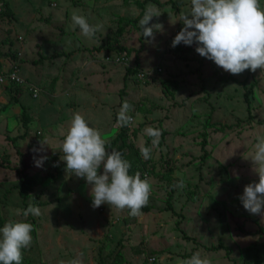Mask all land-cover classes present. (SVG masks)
Here are the masks:
<instances>
[{"label": "rangeland", "instance_id": "374dc122", "mask_svg": "<svg viewBox=\"0 0 264 264\" xmlns=\"http://www.w3.org/2000/svg\"><path fill=\"white\" fill-rule=\"evenodd\" d=\"M5 1L14 12L11 17L2 14ZM144 1L0 0L2 58L51 93L43 89L33 98L11 84L0 103V228L9 221L34 225L24 264H68L77 258L82 264H183L197 251L211 264H264V222L238 199L246 185L259 182L251 158L258 137H264V76L259 69L227 73L201 57L195 44L171 46L183 28L180 13L191 11V0ZM142 4L145 10L153 5L160 15L148 25H163V31H154L155 39L143 37L139 21L132 23L142 15ZM259 4L264 10V0ZM73 14L103 27L86 38L73 28ZM78 55L89 61L85 72L72 64ZM121 57L126 60H116ZM35 62L39 68H32ZM137 63V73L153 76L141 81L130 73ZM64 71L74 75H59ZM56 76L59 81L52 85ZM18 88L19 103L12 92ZM125 100L135 121L128 127L125 157L134 164L138 151L142 162L131 166L129 174L139 171L150 180L149 211L132 217L127 208L103 204L94 209L91 186L62 169L59 179L46 180L29 195L28 205L39 207L40 215L24 217L28 206L20 196V173L45 175L49 161L64 167L62 142L76 112L106 143L115 139ZM20 105L32 118L27 127ZM148 126L167 134L145 160L140 148L151 147V137L143 133ZM25 130L29 136L17 139ZM43 155L47 160L36 167L34 156ZM180 179L185 187H174ZM170 204L174 212L167 210Z\"/></svg>", "mask_w": 264, "mask_h": 264}, {"label": "clouds", "instance_id": "9594fccd", "mask_svg": "<svg viewBox=\"0 0 264 264\" xmlns=\"http://www.w3.org/2000/svg\"><path fill=\"white\" fill-rule=\"evenodd\" d=\"M159 17L153 5H148L139 25L143 37H154V31H163L160 23L148 27L153 17ZM73 28H79L86 38H93L101 30L102 25H92L82 15L73 14ZM183 28L175 36L171 46L180 44L196 45L195 51L225 72L239 75L245 70L255 73L261 70L264 76V10L259 0H191V11L180 13ZM131 104L125 100L117 115V123L122 127H134L135 121L129 114ZM143 133L151 137V147H141L140 155L148 160L154 147L158 146L162 130L148 126ZM42 146L45 143H42ZM256 152L251 158L253 171L258 174L259 182H252L244 187L243 194L238 197L244 209L251 215L260 216L264 222V137H258ZM39 152V149H33ZM63 155L61 161L66 163V172L83 178L91 186V206L96 209L108 204L119 209L127 208L129 215L138 217L142 209L149 203L151 192L150 180L141 178L137 171L130 175L131 164L123 158V154L111 149L107 151L106 142L99 130L89 126L85 118L74 113L67 135L62 142ZM47 160L43 155L39 159L34 156L36 167H42ZM103 169L100 174V169ZM177 176L180 174L177 173ZM174 187H185L180 179ZM39 216V207L29 204L23 216ZM34 225L22 221H9L0 228V264H22L23 250L31 247ZM61 264H64L61 261ZM68 264H82L77 258ZM183 264H211L208 258H202L195 252Z\"/></svg>", "mask_w": 264, "mask_h": 264}, {"label": "trees", "instance_id": "16d2710c", "mask_svg": "<svg viewBox=\"0 0 264 264\" xmlns=\"http://www.w3.org/2000/svg\"><path fill=\"white\" fill-rule=\"evenodd\" d=\"M150 1H153V2L158 3V4H162V5L163 4H169L168 2L167 3H161L158 0H145L144 2L147 3V2H150ZM144 5L145 4L141 5V9H142L143 13L145 12ZM3 7H4V10H2V12H3L2 14L3 15H5V16L7 15L9 17L14 15V12L11 9V6H10L8 1L4 2ZM143 13H142V15H144ZM142 15L138 19L132 20L133 25L137 24V22L140 20ZM121 50H122V52H125V54L127 53V55L132 53L130 50H127L125 48H121ZM0 56H1V53H0ZM136 65H137V67L135 69L131 70L130 73H137V70L139 69V63H137ZM1 67L2 66H1V63H0V69H2ZM56 80L57 79H55L53 81L52 85L55 83ZM164 85L167 86V81L164 82ZM166 86L164 87V90H165ZM6 88H9V87L7 86ZM12 92H13V95H14V100L17 102L18 94H20L21 89L18 88V89H15V91H12ZM247 102H248V105H249L248 106V113L251 116L250 102H249V100H247ZM22 116H23L22 117V122H23L24 126L27 127L28 125L31 124L32 118H30L29 114L26 112V108H24V107H23ZM128 132H129L128 127H121L120 132L117 135V137L115 139H113V140H108L107 141V143H106L107 151L110 152L111 149H116V150L120 151L123 154V158L126 159V157H125L126 151H127V149H130V146L128 145V142H127L128 138H129ZM29 134H30V132H29V130H27L23 135L17 137V139H21V138L22 139H24V138L26 139L29 136ZM166 134H167L166 131H162V136H161L162 141L166 137ZM151 139L152 138H150V140ZM38 140L40 141L41 139L38 138ZM14 141H16V140H14ZM160 144H162V142ZM204 144H205V141H204ZM204 147L205 146H203V148ZM134 153H135L134 154V158L135 157L136 158H135V161L133 162L134 164H132L130 162L131 166H134V165L136 166L138 163L142 162V160H140L138 158V156H137L138 155V151L136 150V152H134ZM8 157H9V155L5 156V158H8ZM207 157H208V153L205 152L204 156L202 157V161H205ZM62 164L64 166L63 168H62V166L59 167V165H61L60 161H58V162H55V161L54 162H52V161L47 162V166H48L49 170L46 172L45 175H41L40 173H39L40 175L39 174L28 175L26 172L20 173V182H21L20 196L23 199V203L26 204V206H28L29 195H31V193L35 190V188L37 186L43 184L44 182H46V180L51 179L53 181H56L57 179H59L61 177L60 174H61L62 169H64V171H65V168H66V166H65L66 163L64 164V162H62ZM53 169H55L54 172H53ZM99 171L101 173L103 171V169L101 168ZM142 210L143 211H149V208H148V206H145ZM167 210L171 211V212H174V209H173L171 204L169 205ZM0 224H1V220H0ZM186 239L189 240L188 237H186ZM152 257H154V256H152ZM117 260L119 261V263L123 262L122 256H121L120 253L117 256ZM22 264H24V259L22 261Z\"/></svg>", "mask_w": 264, "mask_h": 264}, {"label": "built area", "instance_id": "2783aa9c", "mask_svg": "<svg viewBox=\"0 0 264 264\" xmlns=\"http://www.w3.org/2000/svg\"><path fill=\"white\" fill-rule=\"evenodd\" d=\"M109 61H111V57H107ZM117 61H125L124 57L116 59ZM20 71L18 70L17 65H13L11 68L0 69V87H7L8 85H17L22 88L27 89L33 98H38L41 92V89L32 84L31 82L27 81L23 77H21ZM153 73L150 71H142L137 73V77L141 81H146L147 79L151 78Z\"/></svg>", "mask_w": 264, "mask_h": 264}, {"label": "crops", "instance_id": "0c3cea01", "mask_svg": "<svg viewBox=\"0 0 264 264\" xmlns=\"http://www.w3.org/2000/svg\"><path fill=\"white\" fill-rule=\"evenodd\" d=\"M65 50V49H64ZM71 53V52H70ZM69 54V53H68ZM84 60H86L87 61V59L84 57ZM89 62V61H88ZM88 62H84L83 61V56H80V55H78V56H74V61L72 62V64H79L80 65V67L81 66H83V69H82V71L81 72H85V71H87V68L88 67H84V64L85 63H88ZM0 63H1V68L2 69H5V68H10L9 67V65H11L12 63H9L8 61H5L4 60V58H2V56L0 57ZM14 63V62H13ZM27 63H29V61L27 62ZM34 65H32V68H39V67H37L36 65L37 64H40V63H37V62H35V63H33ZM87 65V64H86ZM76 66V65H75ZM161 68V67H160ZM77 73V72H76ZM78 74V73H77ZM59 75H74V73L72 74V72H67V71H64V72H62V73H60ZM76 75V74H75ZM59 78L60 77H58V76H56V78L55 79H57L56 81H55V83L53 84V85H56V83L59 81ZM54 79V80H55ZM27 80H29V82H31L32 84H34V85H36V86H38L41 90H43L44 89V86L42 85V83H38V82H36V81H32L31 79H27ZM39 84V85H38ZM40 85H42L43 87H41ZM55 87V86H54ZM10 87L9 88H6V87H0V103H4L5 101L3 100V98H4V96H5V98L7 99L8 98V96H9V94L8 93H10ZM43 92L44 93H47V95L49 96L51 93H49L47 90H43ZM6 93H7V95H6ZM41 93V92H40ZM21 94H22V92H20V97H21ZM31 95V94H30ZM14 96V95H13ZM32 96V95H31ZM3 97V98H2ZM20 97H18L19 98V102H21V98ZM18 98H17V103H19L18 102ZM39 98V97H38ZM74 105V104H73ZM72 105V106H73ZM16 106H18V104L16 105ZM4 107H5V105H4ZM20 107L21 108H23L21 105H20ZM21 108H20V110H21ZM71 108V107H70ZM81 110H82V112L84 111V108L83 107H79ZM80 111V110H79ZM2 116V115H1ZM2 117H4V116H2ZM0 125H1V122H0Z\"/></svg>", "mask_w": 264, "mask_h": 264}]
</instances>
